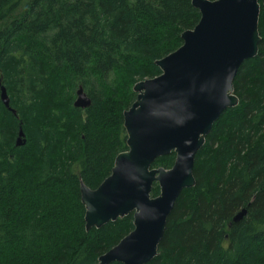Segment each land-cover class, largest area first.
Here are the masks:
<instances>
[{"label":"trees","instance_id":"trees-1","mask_svg":"<svg viewBox=\"0 0 264 264\" xmlns=\"http://www.w3.org/2000/svg\"><path fill=\"white\" fill-rule=\"evenodd\" d=\"M258 2L259 54L234 82L239 106L207 136L196 186L180 195L150 264H264ZM200 18L192 0H0V264H99L133 231L130 215L87 232L81 183L96 190L110 177L128 150L123 114L137 99L134 86L161 75L156 62ZM79 88L91 100L87 110L74 107ZM175 160L153 168L170 170ZM159 195L155 185L152 197Z\"/></svg>","mask_w":264,"mask_h":264},{"label":"water","instance_id":"water-1","mask_svg":"<svg viewBox=\"0 0 264 264\" xmlns=\"http://www.w3.org/2000/svg\"><path fill=\"white\" fill-rule=\"evenodd\" d=\"M192 5L201 16L198 25L182 34L176 52L156 62L159 77L134 86L137 99L123 114L128 150L117 156L98 189L81 183L87 232L134 218L133 231L99 264H150L157 258L180 195L196 186L195 162L207 136L227 110L239 106L234 94L239 70L259 54L258 0H192ZM1 100L10 109L4 87ZM91 104L79 88L74 107L87 110ZM24 138L21 130L18 147L25 145ZM172 154V169L153 168ZM155 185L160 195L153 198ZM246 215L247 210L241 211L234 223Z\"/></svg>","mask_w":264,"mask_h":264},{"label":"rangeland","instance_id":"rangeland-1","mask_svg":"<svg viewBox=\"0 0 264 264\" xmlns=\"http://www.w3.org/2000/svg\"><path fill=\"white\" fill-rule=\"evenodd\" d=\"M133 91H134V89H133Z\"/></svg>","mask_w":264,"mask_h":264}]
</instances>
